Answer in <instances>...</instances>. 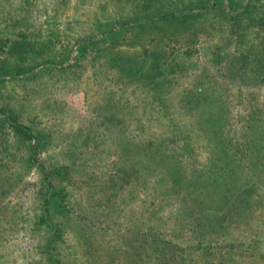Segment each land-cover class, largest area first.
<instances>
[{
    "label": "rangeland",
    "instance_id": "rangeland-1",
    "mask_svg": "<svg viewBox=\"0 0 264 264\" xmlns=\"http://www.w3.org/2000/svg\"><path fill=\"white\" fill-rule=\"evenodd\" d=\"M0 264H264V0H0Z\"/></svg>",
    "mask_w": 264,
    "mask_h": 264
},
{
    "label": "trees",
    "instance_id": "trees-1",
    "mask_svg": "<svg viewBox=\"0 0 264 264\" xmlns=\"http://www.w3.org/2000/svg\"><path fill=\"white\" fill-rule=\"evenodd\" d=\"M207 1V0H205ZM197 16V14H193V13H189V14H177V15H167V13H164V15L159 19L160 22L163 23H167V26H170V28L173 27H187L190 25V23L192 22L191 20H193L195 17ZM146 26H153L154 23H145ZM246 57V56H245ZM161 55L160 53H156L154 54V61L157 62L158 60H160ZM156 65V64H155ZM154 63H150L147 67V69L143 70V74L146 78L148 77H152L154 75L155 70L158 68L157 66H155ZM14 122H12L13 128L15 129L16 132H19V134L23 137H27L29 139H31V137L33 136L31 134V132L29 131L28 128L23 127L22 125H20L19 123H17V120L14 116H12ZM7 119V118H5ZM55 195V192L51 193V197L53 198L54 201L57 202V198L53 197ZM48 202V200H47Z\"/></svg>",
    "mask_w": 264,
    "mask_h": 264
}]
</instances>
